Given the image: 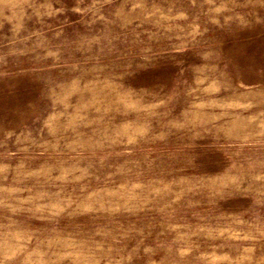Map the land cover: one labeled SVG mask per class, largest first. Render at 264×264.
<instances>
[{
	"label": "rangeland",
	"instance_id": "rangeland-1",
	"mask_svg": "<svg viewBox=\"0 0 264 264\" xmlns=\"http://www.w3.org/2000/svg\"><path fill=\"white\" fill-rule=\"evenodd\" d=\"M0 264H264V0H0Z\"/></svg>",
	"mask_w": 264,
	"mask_h": 264
}]
</instances>
